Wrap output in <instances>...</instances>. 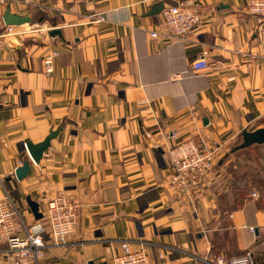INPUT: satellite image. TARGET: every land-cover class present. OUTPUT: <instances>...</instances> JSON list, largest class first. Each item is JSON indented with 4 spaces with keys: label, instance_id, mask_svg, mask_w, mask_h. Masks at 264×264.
<instances>
[{
    "label": "crops",
    "instance_id": "obj_1",
    "mask_svg": "<svg viewBox=\"0 0 264 264\" xmlns=\"http://www.w3.org/2000/svg\"><path fill=\"white\" fill-rule=\"evenodd\" d=\"M161 1L186 0L0 2L2 19L8 6L32 17L17 25L31 31L0 44V196L11 195L20 233L43 223L28 197L43 214L60 190L84 205L64 246L45 233L38 264H109L123 239L144 245L150 264H215L246 249L264 264V189L260 199L242 190L249 177L264 183V143L248 146H257V167L244 181L228 168L243 130L264 126V23L250 0H192L201 23L186 40L167 41L151 35L162 27L153 13ZM202 55L209 66L197 71ZM51 130L59 131L33 161L26 142ZM173 131L219 147L196 201L169 185ZM25 160L31 168L19 180Z\"/></svg>",
    "mask_w": 264,
    "mask_h": 264
},
{
    "label": "built area",
    "instance_id": "obj_2",
    "mask_svg": "<svg viewBox=\"0 0 264 264\" xmlns=\"http://www.w3.org/2000/svg\"><path fill=\"white\" fill-rule=\"evenodd\" d=\"M6 1L13 0H0V2ZM15 1L25 5L39 2V0ZM248 9L257 16L260 23H264V0H250ZM161 13L162 27L152 31L151 35L163 37L167 41L186 40L192 29L202 21L201 9L192 0L165 5ZM95 18L102 20L104 15ZM31 30L29 26L18 29L17 25L6 24L0 17V44L7 41L11 35L27 33ZM57 54V51H52L45 56L47 71L52 70ZM192 66L200 71L209 66V61L205 55H202L193 61ZM170 135L174 142L167 151L172 167L169 185L178 199L196 201L194 190L206 183H212L219 147H210L206 142L196 138H179L176 131ZM83 206L78 196L60 190L49 199L44 211L45 219L41 220L43 223L27 225L24 233H20L16 227L17 211L11 195L7 192L0 196V243H5V247H0V264H38L46 254L48 246L44 237L46 232L50 233L54 245L64 246L68 242L69 235L77 228ZM214 262L253 264L252 253L249 250L230 258L220 255ZM109 264H150V262L144 245L135 248L130 239H123Z\"/></svg>",
    "mask_w": 264,
    "mask_h": 264
},
{
    "label": "water",
    "instance_id": "obj_3",
    "mask_svg": "<svg viewBox=\"0 0 264 264\" xmlns=\"http://www.w3.org/2000/svg\"><path fill=\"white\" fill-rule=\"evenodd\" d=\"M165 2L161 1L156 4L153 8V13L157 14L162 11ZM3 20L6 24L13 25H22L25 23H30L32 21V17L28 14L22 15L19 13H14L11 10V7L8 6L3 14ZM61 31L58 29H52L50 31L51 34H58ZM59 130H51L50 133L40 142L33 143L32 141H27L26 146L31 155L33 161L38 162L43 156L44 151L50 146L51 139L54 138ZM264 143V126L258 127L254 130L244 129L242 132V140L240 143L235 145L232 148V151H236L245 147H248L253 144ZM31 164L29 160H25L21 165H19L15 170V175L17 179H23L28 172L30 171ZM28 203L36 217V219H45V216L42 211H40L39 203L35 200H32L28 197Z\"/></svg>",
    "mask_w": 264,
    "mask_h": 264
},
{
    "label": "rangeland",
    "instance_id": "obj_4",
    "mask_svg": "<svg viewBox=\"0 0 264 264\" xmlns=\"http://www.w3.org/2000/svg\"><path fill=\"white\" fill-rule=\"evenodd\" d=\"M241 141V140H240ZM239 141V143H240ZM235 154L232 157V162H230L228 165V168L230 169L231 176H235V178H239L240 176L246 174L247 171L251 170V167H257V146H253L251 148L247 147L245 150L234 152ZM253 174V173H252ZM256 183H252V181L248 180L247 183H245L244 187V194L246 197L250 196L252 198H259L261 197V192L264 189V186L260 184V186L256 187L254 185ZM253 185V187H252ZM255 186V187H254ZM256 193V194H254ZM253 229H252V228ZM252 231H255V228L253 226H250ZM251 251L253 255V251L251 249H246L242 251L239 254H242L247 251ZM236 254V255H239ZM234 256V255H233ZM230 258V257H229ZM216 264V262H214Z\"/></svg>",
    "mask_w": 264,
    "mask_h": 264
},
{
    "label": "trees",
    "instance_id": "obj_5",
    "mask_svg": "<svg viewBox=\"0 0 264 264\" xmlns=\"http://www.w3.org/2000/svg\"><path fill=\"white\" fill-rule=\"evenodd\" d=\"M242 149H243V148H242ZM236 151H238V150H236ZM246 177H247V174H244V175L240 176L239 179H241V180L244 181V178H246ZM249 179H253V180H252V183L260 182V184H262V185L264 186V183L262 182L261 179H260L259 181H257V178H256V177H254V178L249 177L246 181H244V184H243V186H242V190H244L245 183H247V181H248Z\"/></svg>",
    "mask_w": 264,
    "mask_h": 264
}]
</instances>
